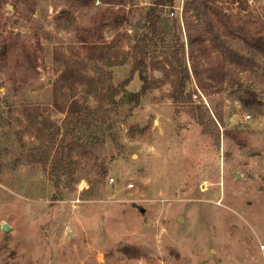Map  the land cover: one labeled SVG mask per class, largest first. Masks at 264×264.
<instances>
[{
  "label": "rangeland",
  "instance_id": "obj_1",
  "mask_svg": "<svg viewBox=\"0 0 264 264\" xmlns=\"http://www.w3.org/2000/svg\"><path fill=\"white\" fill-rule=\"evenodd\" d=\"M103 1L0 0V45L8 46L0 55V111L10 104L16 117L24 105H38L46 119L62 124L66 112L53 106V92L75 59L88 78L74 90L82 103L98 104L107 82L129 81L103 127L110 125L106 143L88 154L76 151L70 181L56 180L49 163L44 169L19 150H0V264H264L260 72L228 62L226 84L204 88L192 76L186 89L191 99L177 102L166 45L175 18L185 36L183 0L163 12L167 36L157 40L145 84L140 72L131 75V61L112 67L88 61L86 47L129 51L149 30L145 15L152 0ZM224 1L243 19L264 20V0ZM223 39L263 62L241 40ZM203 59L198 61L206 67ZM131 92L140 100L130 102ZM252 94L261 102L258 110L241 101H252ZM13 130L16 149L21 143L24 152L35 147L26 124ZM102 167L108 174L100 187L106 188L94 191L89 180Z\"/></svg>",
  "mask_w": 264,
  "mask_h": 264
},
{
  "label": "trees",
  "instance_id": "obj_2",
  "mask_svg": "<svg viewBox=\"0 0 264 264\" xmlns=\"http://www.w3.org/2000/svg\"><path fill=\"white\" fill-rule=\"evenodd\" d=\"M180 2L181 0H152L151 7L145 15V25L149 30L144 31L137 38L129 51L112 52L111 46L100 47L91 44L86 47L87 60H106L111 67L122 66L131 61V75L134 76L136 72H140L145 84V74L154 57L157 40H163L167 36V24H164L163 12L168 8L173 10ZM234 2L235 0H231L232 4ZM182 5V20L186 25L187 45L184 43L185 36L181 35L183 31L178 18L173 19L172 23L171 41L173 43L166 45V52L170 54L167 64L175 74L172 82L175 101L188 102L191 99L186 89L192 76L204 88L226 84L228 79L226 64L228 62L241 68L258 70L264 80V20L262 18L243 19L240 13H235L231 5L224 0H183ZM188 13L193 14L192 17H195L200 24L191 23ZM167 20L170 21L169 18ZM224 35L244 42L248 48L263 58V62L259 63L253 57L243 55L230 47L224 41ZM208 39H210L209 45L206 43ZM151 47H153L152 52H150ZM7 50L6 44L0 45V55L4 56ZM212 52L217 54L215 59L211 57ZM200 56L208 62L206 67L201 66V62L198 61ZM80 62L75 59L72 65L66 67L60 80L61 83L58 82L54 88L53 106L60 112H66L62 124L46 119L38 105H24L16 117L9 110V108L13 109L10 104H6L0 111V125L4 128L0 134L1 152L17 154L19 150L20 156L24 155L26 159L36 161L44 169L48 168V163L51 164L56 180L70 181V169L77 150L88 154L91 149L106 143L105 132L109 131L110 125L105 129L103 127L111 111L119 108L116 97L129 82L126 79L125 82H120L118 86H115L102 80L103 84H106L97 96L98 104L90 106L82 103L74 98L76 84L80 82L84 84L88 80L82 71H79ZM252 96V101L244 96L241 97V101L246 107L258 110L256 103L260 101H256L257 95L252 94ZM140 98L141 94L138 92L128 94L130 102L139 101ZM200 114L205 121L208 116L207 111L204 108L200 109ZM18 123L26 124L28 129L31 128L29 133L34 139L31 144L35 147L32 150L29 147V152L22 151L26 144L21 143V147L16 149L17 143L13 142L12 136L15 133L13 129ZM7 129L10 133H6ZM2 140L5 141L2 142ZM10 146L13 147L12 150ZM1 152L0 158H2ZM107 174V168L102 167L96 171L98 178L89 180L94 191L106 188V185L100 187V180Z\"/></svg>",
  "mask_w": 264,
  "mask_h": 264
},
{
  "label": "built area",
  "instance_id": "obj_3",
  "mask_svg": "<svg viewBox=\"0 0 264 264\" xmlns=\"http://www.w3.org/2000/svg\"><path fill=\"white\" fill-rule=\"evenodd\" d=\"M95 4L96 5H102V4H105V1L103 0H95ZM113 178L110 179V182L113 183Z\"/></svg>",
  "mask_w": 264,
  "mask_h": 264
},
{
  "label": "water",
  "instance_id": "obj_4",
  "mask_svg": "<svg viewBox=\"0 0 264 264\" xmlns=\"http://www.w3.org/2000/svg\"><path fill=\"white\" fill-rule=\"evenodd\" d=\"M133 206L138 208V204L137 203H134ZM144 211H145V209L141 208V212H144Z\"/></svg>",
  "mask_w": 264,
  "mask_h": 264
}]
</instances>
